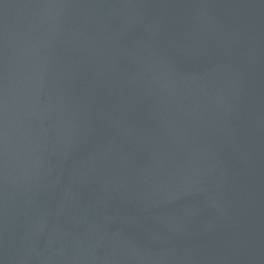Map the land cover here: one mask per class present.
<instances>
[{"label":"water","instance_id":"water-1","mask_svg":"<svg viewBox=\"0 0 264 264\" xmlns=\"http://www.w3.org/2000/svg\"><path fill=\"white\" fill-rule=\"evenodd\" d=\"M0 264H264V0H0Z\"/></svg>","mask_w":264,"mask_h":264}]
</instances>
